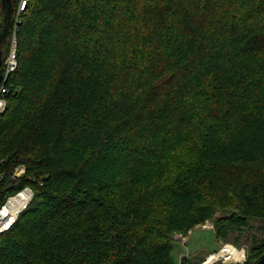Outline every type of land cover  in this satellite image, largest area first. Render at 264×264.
<instances>
[{
	"label": "trees",
	"instance_id": "obj_1",
	"mask_svg": "<svg viewBox=\"0 0 264 264\" xmlns=\"http://www.w3.org/2000/svg\"><path fill=\"white\" fill-rule=\"evenodd\" d=\"M16 40L0 208L33 196L0 264H175L207 220L222 241L264 229V0H27Z\"/></svg>",
	"mask_w": 264,
	"mask_h": 264
},
{
	"label": "built area",
	"instance_id": "obj_2",
	"mask_svg": "<svg viewBox=\"0 0 264 264\" xmlns=\"http://www.w3.org/2000/svg\"><path fill=\"white\" fill-rule=\"evenodd\" d=\"M27 5V0H18L16 11L12 15L11 21V41H10V49L7 53L3 61V74L0 77V82H2V86L0 88V113L5 110L6 102L3 97L4 93V83L8 76L12 74L18 65L17 62V40H16V32L18 31V25L21 22V15L25 11ZM1 18V17H0ZM0 31H1V19H0ZM25 172V168L23 166L18 167L14 176L18 177ZM33 193L31 189L25 188L24 190L16 193L13 196H10L5 204L0 208V233L8 230L16 221L18 215L27 207L29 204ZM210 225L208 223H203L200 228L201 229H210ZM176 239L181 241L182 243L186 242V239L183 235H177ZM227 245L221 246L219 250L213 254L208 255L200 264H243L246 260V252L244 249H238L234 247L237 251H243L242 259L233 260L231 262L226 261V257L222 254L223 249ZM213 258V259H212Z\"/></svg>",
	"mask_w": 264,
	"mask_h": 264
},
{
	"label": "rangeland",
	"instance_id": "obj_3",
	"mask_svg": "<svg viewBox=\"0 0 264 264\" xmlns=\"http://www.w3.org/2000/svg\"><path fill=\"white\" fill-rule=\"evenodd\" d=\"M220 215L218 213L215 217ZM205 223L211 226L210 229H201L200 226L202 224H199L187 234L175 233L174 239H176L177 235H183L186 239L185 243L178 239L174 241L172 257L175 264H180L183 257L189 259L192 262L191 264H200V260L207 255L215 253L221 246L226 244L238 249H244L247 259L253 241L257 243L264 239L263 225L258 220L250 221V227L240 233L231 232L224 241L218 240L214 234V219L207 220Z\"/></svg>",
	"mask_w": 264,
	"mask_h": 264
},
{
	"label": "bare ground",
	"instance_id": "obj_4",
	"mask_svg": "<svg viewBox=\"0 0 264 264\" xmlns=\"http://www.w3.org/2000/svg\"><path fill=\"white\" fill-rule=\"evenodd\" d=\"M227 245V244H226ZM222 254L226 257L227 262H231L233 260H240L243 257V251H237L234 246L227 245L223 251ZM213 259V258H212ZM245 263V262H244Z\"/></svg>",
	"mask_w": 264,
	"mask_h": 264
},
{
	"label": "water",
	"instance_id": "obj_5",
	"mask_svg": "<svg viewBox=\"0 0 264 264\" xmlns=\"http://www.w3.org/2000/svg\"><path fill=\"white\" fill-rule=\"evenodd\" d=\"M8 0H5V4H7ZM11 21H12V9L7 4L6 7V16H5V24L7 28H11ZM1 66V63H0ZM252 264H264V254L261 255L259 258L253 261Z\"/></svg>",
	"mask_w": 264,
	"mask_h": 264
}]
</instances>
